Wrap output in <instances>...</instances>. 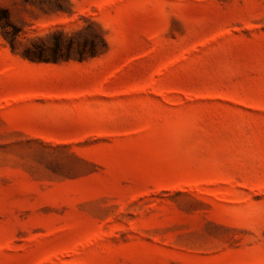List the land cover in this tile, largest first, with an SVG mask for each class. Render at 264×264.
<instances>
[{
  "label": "rangeland",
  "instance_id": "1",
  "mask_svg": "<svg viewBox=\"0 0 264 264\" xmlns=\"http://www.w3.org/2000/svg\"><path fill=\"white\" fill-rule=\"evenodd\" d=\"M0 264H264V0H0Z\"/></svg>",
  "mask_w": 264,
  "mask_h": 264
},
{
  "label": "trees",
  "instance_id": "2",
  "mask_svg": "<svg viewBox=\"0 0 264 264\" xmlns=\"http://www.w3.org/2000/svg\"><path fill=\"white\" fill-rule=\"evenodd\" d=\"M88 42L89 46L87 47L86 44ZM98 44L104 45V42L95 36L80 44L76 43L72 37H68L62 33H51L44 39L37 38L35 41H32L22 56L32 62H47L58 59L67 60L70 58L71 53L75 52L78 55V59L82 60L83 57H93L96 55Z\"/></svg>",
  "mask_w": 264,
  "mask_h": 264
}]
</instances>
